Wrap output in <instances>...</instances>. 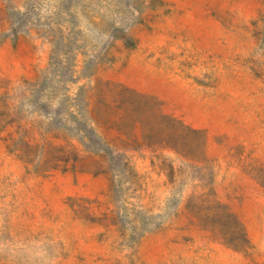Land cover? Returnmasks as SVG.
I'll return each mask as SVG.
<instances>
[{
    "label": "rangeland",
    "instance_id": "374dc122",
    "mask_svg": "<svg viewBox=\"0 0 264 264\" xmlns=\"http://www.w3.org/2000/svg\"><path fill=\"white\" fill-rule=\"evenodd\" d=\"M0 264H264V0H0Z\"/></svg>",
    "mask_w": 264,
    "mask_h": 264
}]
</instances>
